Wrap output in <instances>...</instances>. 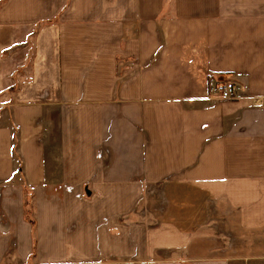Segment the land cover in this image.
<instances>
[{"label": "crops", "instance_id": "crops-1", "mask_svg": "<svg viewBox=\"0 0 264 264\" xmlns=\"http://www.w3.org/2000/svg\"><path fill=\"white\" fill-rule=\"evenodd\" d=\"M0 264H264V0H0Z\"/></svg>", "mask_w": 264, "mask_h": 264}, {"label": "rangeland", "instance_id": "rangeland-1", "mask_svg": "<svg viewBox=\"0 0 264 264\" xmlns=\"http://www.w3.org/2000/svg\"><path fill=\"white\" fill-rule=\"evenodd\" d=\"M30 46L31 43L29 42ZM30 52V51H28ZM24 56L26 57V53L24 54ZM29 69L28 67H23V71L25 69ZM30 70V69H29ZM22 71V72H23ZM27 75H25L26 79H24V81H28L27 77H28V71ZM25 73V72H24ZM21 74V73H20ZM19 74V75H20ZM20 80L19 82H21V77H19ZM16 84H18V80H16ZM152 189L148 190L145 193L144 196V200L142 201L141 206L139 207V213L143 214L146 210V212H150V213H157L155 211L160 210V208H162L165 205V202L167 201V198L170 199V196H173L174 194H177V192H173L172 194L170 192L167 191V189H169L168 187L165 186H152ZM178 196V205L183 206L186 205V207H189L188 209H190L187 213H199L201 210L205 211L209 208V204H207V200H205L204 198H202L200 195L196 196V198H194V196H191L189 194H186V191H180V193L177 195ZM202 208H204L205 210H203ZM144 210V211H143ZM205 214L207 212H204ZM147 214V213H146Z\"/></svg>", "mask_w": 264, "mask_h": 264}, {"label": "built area", "instance_id": "built-area-1", "mask_svg": "<svg viewBox=\"0 0 264 264\" xmlns=\"http://www.w3.org/2000/svg\"><path fill=\"white\" fill-rule=\"evenodd\" d=\"M240 88L234 82L221 78H214L208 82V93L213 99L220 101H233L238 98Z\"/></svg>", "mask_w": 264, "mask_h": 264}, {"label": "trees", "instance_id": "trees-1", "mask_svg": "<svg viewBox=\"0 0 264 264\" xmlns=\"http://www.w3.org/2000/svg\"><path fill=\"white\" fill-rule=\"evenodd\" d=\"M27 196L25 199V212L27 219L33 223V221L30 219L31 213H32V197L30 198L29 191L26 192Z\"/></svg>", "mask_w": 264, "mask_h": 264}]
</instances>
